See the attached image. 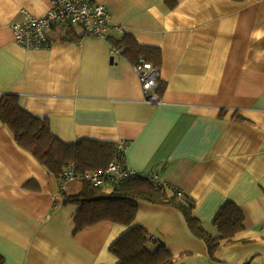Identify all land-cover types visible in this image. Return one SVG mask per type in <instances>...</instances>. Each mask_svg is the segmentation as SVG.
<instances>
[{
	"label": "crops",
	"instance_id": "obj_1",
	"mask_svg": "<svg viewBox=\"0 0 264 264\" xmlns=\"http://www.w3.org/2000/svg\"><path fill=\"white\" fill-rule=\"evenodd\" d=\"M95 1L122 32L102 38L57 26L48 48L26 49L10 25L21 9L45 15L50 0H0V100L19 95L65 142H125L127 165L191 195L213 234L227 201L244 210L246 229L213 260L180 209L141 200L135 224L176 253L173 264H264V0ZM125 34L157 51L150 60L162 103L145 101L139 58L112 53V38ZM84 186L70 180L61 190L0 119L4 264H117L110 246L128 226L101 221L76 231L66 199Z\"/></svg>",
	"mask_w": 264,
	"mask_h": 264
},
{
	"label": "trees",
	"instance_id": "obj_2",
	"mask_svg": "<svg viewBox=\"0 0 264 264\" xmlns=\"http://www.w3.org/2000/svg\"><path fill=\"white\" fill-rule=\"evenodd\" d=\"M113 46H123V53L138 59L158 57L152 47L137 42L131 34L112 38ZM137 62V61H136ZM0 119L10 130L19 145L28 149L58 181L59 186L71 163H76L80 173L105 170L118 159V144L91 138L65 142L51 129L48 117L27 110L19 95L6 93L0 100ZM84 190L68 196L66 204L76 207V231L101 221H111L128 226L110 246L119 258L117 264H173L176 253L164 242L157 240L143 225L135 224L141 200L165 204L180 209L191 230L201 238L211 259L224 241H231L246 229V214L233 201H227L217 212L213 224L218 233H211L194 214V198L169 183L155 181L148 175H137L120 181L107 178L102 185L84 181ZM5 263L0 253V264Z\"/></svg>",
	"mask_w": 264,
	"mask_h": 264
},
{
	"label": "built area",
	"instance_id": "obj_3",
	"mask_svg": "<svg viewBox=\"0 0 264 264\" xmlns=\"http://www.w3.org/2000/svg\"><path fill=\"white\" fill-rule=\"evenodd\" d=\"M22 18L11 23L15 40L26 49L48 48L51 45L49 31L57 26L78 27L83 34L92 37L107 38L113 28L108 8L95 0H50V8L43 16H35L26 9H21ZM123 46H113V54H122ZM134 68L141 81L145 101L150 104L162 103L160 92V68L157 64L140 56ZM126 143L118 144V159L114 160L105 170L80 173L76 163H71L65 172L61 187L64 190L70 180L88 181L93 185H102L107 178L120 181L137 175H148L158 181L155 173H141L127 165Z\"/></svg>",
	"mask_w": 264,
	"mask_h": 264
},
{
	"label": "rangeland",
	"instance_id": "obj_4",
	"mask_svg": "<svg viewBox=\"0 0 264 264\" xmlns=\"http://www.w3.org/2000/svg\"><path fill=\"white\" fill-rule=\"evenodd\" d=\"M84 183V182H83Z\"/></svg>",
	"mask_w": 264,
	"mask_h": 264
}]
</instances>
